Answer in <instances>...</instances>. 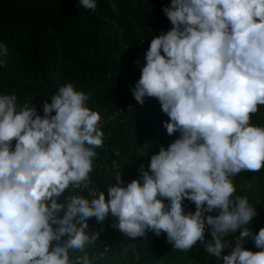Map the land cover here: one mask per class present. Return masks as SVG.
Masks as SVG:
<instances>
[{"label":"clouds","instance_id":"1","mask_svg":"<svg viewBox=\"0 0 264 264\" xmlns=\"http://www.w3.org/2000/svg\"><path fill=\"white\" fill-rule=\"evenodd\" d=\"M79 4L97 8L96 0ZM162 11L172 28L151 39L131 91L140 105L156 98L167 133L179 137L159 146L138 179L126 183L116 173L107 199L104 191L91 199L78 191L94 180L95 149L103 146L88 94L62 84L43 115L0 94V264H92L86 249L99 233L87 221L109 215L130 238L165 233L174 250L199 241L223 264H264V227L249 229L256 209L235 195L232 179L264 167V126L251 123L264 105V0H171ZM185 199L194 212H185ZM238 229L222 255L231 247L224 237ZM249 237L259 251L243 247ZM70 252L83 255L70 259Z\"/></svg>","mask_w":264,"mask_h":264},{"label":"trees","instance_id":"2","mask_svg":"<svg viewBox=\"0 0 264 264\" xmlns=\"http://www.w3.org/2000/svg\"><path fill=\"white\" fill-rule=\"evenodd\" d=\"M96 3L93 11L80 6L79 0H0V44L7 47V54L0 55V94H15L18 106H34L40 115L44 102H50L62 84L71 82L88 94V106L101 115L103 146L95 149L89 174L95 181L78 191L89 199L90 192L104 191L107 199V187L115 183L116 173L126 183L138 179L141 165L148 170L159 146L167 148L179 132L167 133L163 123L169 117L156 98H145L140 105L131 91L151 39L172 28L162 11L171 0ZM251 123L264 126V105L251 115ZM232 179L235 195L247 196L256 209L248 227L258 233L264 227V167L258 172L241 171ZM183 207L185 212L195 211V204L187 199ZM115 221L111 215L102 223L94 217L87 221L88 231L99 233L86 249L92 264H223L222 258L209 256L199 241L189 251L174 250L165 233L157 236L148 231L146 237L130 238L112 227ZM241 230L224 237L231 247H225L222 255L232 251ZM210 239L206 226L205 240ZM243 247L259 251L251 237L245 238ZM80 255L70 252V259Z\"/></svg>","mask_w":264,"mask_h":264},{"label":"built area","instance_id":"3","mask_svg":"<svg viewBox=\"0 0 264 264\" xmlns=\"http://www.w3.org/2000/svg\"><path fill=\"white\" fill-rule=\"evenodd\" d=\"M132 77V75H130V78Z\"/></svg>","mask_w":264,"mask_h":264}]
</instances>
